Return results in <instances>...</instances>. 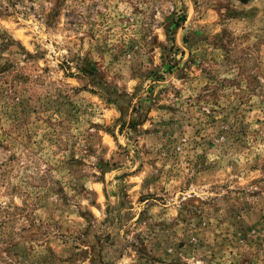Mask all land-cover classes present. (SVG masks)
I'll use <instances>...</instances> for the list:
<instances>
[{
	"label": "rangeland",
	"instance_id": "1",
	"mask_svg": "<svg viewBox=\"0 0 264 264\" xmlns=\"http://www.w3.org/2000/svg\"><path fill=\"white\" fill-rule=\"evenodd\" d=\"M153 3L0 10V264H113L130 235L137 264L264 258V22Z\"/></svg>",
	"mask_w": 264,
	"mask_h": 264
},
{
	"label": "clouds",
	"instance_id": "2",
	"mask_svg": "<svg viewBox=\"0 0 264 264\" xmlns=\"http://www.w3.org/2000/svg\"><path fill=\"white\" fill-rule=\"evenodd\" d=\"M44 0H36V8L39 9L41 3H43ZM139 3H142L143 6L145 7V9H149V6H155L153 3V0H148V3H144V0H138ZM173 2H175V0H173ZM181 2H187L189 4V6L191 5V0H181ZM69 3H71V0H69ZM234 3L236 6L242 8V9H246V10H257L258 11V18L261 19L262 22H264V0H249L247 5L241 4L240 0H234ZM24 4L27 5L28 4V0H24ZM8 7V0H0V10H2V8H7ZM22 7L21 5H17V8ZM45 7H50V4H45ZM166 8H171L172 7V2L168 3L165 5ZM14 11V10H13ZM161 19V17L159 16V12H157V17L156 20L157 22H159V20ZM149 39H151V37H149ZM73 71H75V69H73ZM132 83H135V81H133ZM128 91L131 92L132 88L129 87ZM205 111H207V109H205ZM114 115H118V114H114ZM146 127H151V125H146ZM124 143H127V141H122ZM97 149L101 148L102 145H96ZM101 155L100 151L96 152L95 156H92L90 159V163H94L95 160ZM112 155L117 158L120 159L118 154L115 153V151H113ZM105 159H108L107 156H105ZM142 161L136 159L135 157L129 155L124 157L123 159H120V163H122L124 165V167L120 168L119 171L120 172H134L135 168L137 165H139ZM94 171V169H93ZM119 174V173H116ZM148 171H143L141 172L137 177H136V181L138 186H139V182L140 181H144L145 178L148 176ZM149 191L148 186L146 185L143 189L142 192H147ZM83 205L85 207L89 206V198H85L83 200ZM101 216H103V212L101 211L100 213ZM133 236H127L123 238V242L125 244L124 248H121L117 253L116 256L113 257V264H137V258H136V254L135 252L132 251L131 247L127 246V242L132 241ZM147 243V241H145ZM166 249V252H165ZM171 254V255H169ZM161 259L164 261V264H169L170 261L176 259V256L178 255V253H174V249L171 246H168L167 244L163 245V247L161 248ZM201 255H206V253H203V251L196 253L195 255L188 253L186 255H184L183 257H181L180 259L176 260V264H207V261L203 260L200 258ZM118 257V258H117ZM260 264H264V258L261 259Z\"/></svg>",
	"mask_w": 264,
	"mask_h": 264
}]
</instances>
